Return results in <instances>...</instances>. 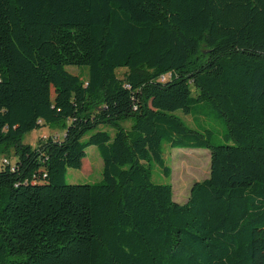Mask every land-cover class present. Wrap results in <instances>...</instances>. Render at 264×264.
Wrapping results in <instances>:
<instances>
[{"label": "trees", "instance_id": "1", "mask_svg": "<svg viewBox=\"0 0 264 264\" xmlns=\"http://www.w3.org/2000/svg\"><path fill=\"white\" fill-rule=\"evenodd\" d=\"M165 144L210 151L184 204ZM3 159L0 264H264V0H0Z\"/></svg>", "mask_w": 264, "mask_h": 264}, {"label": "rangeland", "instance_id": "2", "mask_svg": "<svg viewBox=\"0 0 264 264\" xmlns=\"http://www.w3.org/2000/svg\"><path fill=\"white\" fill-rule=\"evenodd\" d=\"M73 75L82 76L87 79L88 71L86 68H78L69 66L66 68ZM126 70H120L119 76L123 78ZM179 115L189 126L198 129L199 125L213 129L215 132L214 141L217 144L224 143L223 133L224 126L220 122L200 118L193 120V117L186 116L182 112ZM126 127L131 125V122L124 124ZM109 131L114 135V130L111 128H101ZM65 131L63 129H51L43 127L25 135L23 142L35 146L39 140L57 136L63 138ZM87 156L83 161V167L79 170L68 169L66 175V183L69 185H84L96 184L103 180V161L97 147H89L86 151ZM163 157L166 165L171 170V177L168 178L162 172L161 167L157 163H152L153 181L156 184H171L174 192V200L180 204L188 201L191 189L196 182H201L210 176L211 157L210 151L204 149H171L168 145L163 147ZM12 163H15V158L9 157Z\"/></svg>", "mask_w": 264, "mask_h": 264}, {"label": "built area", "instance_id": "3", "mask_svg": "<svg viewBox=\"0 0 264 264\" xmlns=\"http://www.w3.org/2000/svg\"><path fill=\"white\" fill-rule=\"evenodd\" d=\"M54 138V140H59L60 138H58L57 136H52ZM5 164H9L8 160L7 159H3L1 162H0V167L4 166Z\"/></svg>", "mask_w": 264, "mask_h": 264}, {"label": "water", "instance_id": "4", "mask_svg": "<svg viewBox=\"0 0 264 264\" xmlns=\"http://www.w3.org/2000/svg\"><path fill=\"white\" fill-rule=\"evenodd\" d=\"M193 190L191 189V192H192Z\"/></svg>", "mask_w": 264, "mask_h": 264}]
</instances>
